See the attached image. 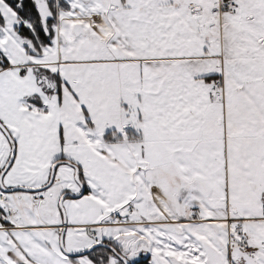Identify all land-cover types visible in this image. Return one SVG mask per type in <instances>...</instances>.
<instances>
[{
	"label": "snow or ice",
	"instance_id": "6c2138e0",
	"mask_svg": "<svg viewBox=\"0 0 264 264\" xmlns=\"http://www.w3.org/2000/svg\"><path fill=\"white\" fill-rule=\"evenodd\" d=\"M0 264H264V0H0Z\"/></svg>",
	"mask_w": 264,
	"mask_h": 264
}]
</instances>
